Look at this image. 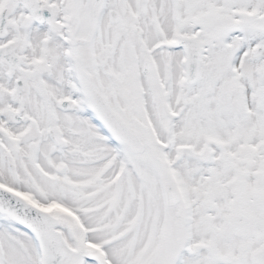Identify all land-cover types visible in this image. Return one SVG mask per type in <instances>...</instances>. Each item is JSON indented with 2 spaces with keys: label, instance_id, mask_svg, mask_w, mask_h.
Segmentation results:
<instances>
[{
  "label": "snow or ice",
  "instance_id": "snow-or-ice-1",
  "mask_svg": "<svg viewBox=\"0 0 264 264\" xmlns=\"http://www.w3.org/2000/svg\"><path fill=\"white\" fill-rule=\"evenodd\" d=\"M0 264H264V0H0Z\"/></svg>",
  "mask_w": 264,
  "mask_h": 264
}]
</instances>
